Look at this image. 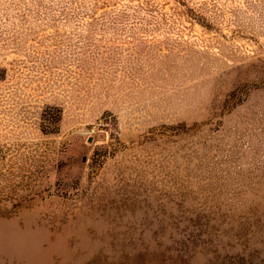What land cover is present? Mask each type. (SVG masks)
Segmentation results:
<instances>
[{"label": "rangeland", "instance_id": "rangeland-1", "mask_svg": "<svg viewBox=\"0 0 264 264\" xmlns=\"http://www.w3.org/2000/svg\"><path fill=\"white\" fill-rule=\"evenodd\" d=\"M0 264H264V0H0Z\"/></svg>", "mask_w": 264, "mask_h": 264}]
</instances>
